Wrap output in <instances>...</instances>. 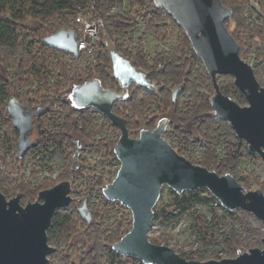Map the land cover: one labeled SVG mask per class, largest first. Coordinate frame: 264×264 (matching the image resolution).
Listing matches in <instances>:
<instances>
[{
	"label": "trees",
	"instance_id": "16d2710c",
	"mask_svg": "<svg viewBox=\"0 0 264 264\" xmlns=\"http://www.w3.org/2000/svg\"><path fill=\"white\" fill-rule=\"evenodd\" d=\"M143 1L148 2L155 13L152 16L149 15V13L143 15L146 28L151 30L155 27H159L160 25H157V23L161 22L160 17L162 14L170 19L168 25H164V23L161 24V26L163 25L170 28V30H167L164 27L165 32L163 37V45L166 46L168 50L156 53L151 62L148 61V58H146L139 49L128 51L124 49L122 45H118L117 51L122 50L125 55L129 56V61L135 67L141 66L142 69H145L146 77L149 80L154 81L153 79H157V81L161 83L159 87L160 93H156L155 90L146 85L138 84L134 79H130V81H128V85L130 84V91H128L126 98L116 100L113 103V112L123 116L126 119L127 126L135 125L140 120H145V122L147 121V123L150 124L152 120L158 117L156 110L161 111L162 107L166 108L170 103L174 102L175 118L178 121L190 120L194 122L198 130V135L191 139V135H189L188 132H184L183 130L179 131L178 126L175 125L174 128L176 131H173L176 132L175 135L178 137V142L186 147V149H192L198 145L202 148V152L198 159L186 158L208 169H213L219 174L230 172L233 169L237 170L238 162L241 157L249 159L258 158L257 153L249 151L245 140L236 136L226 120L217 118L213 115V109L210 105V97L214 93L211 78L206 72L202 61L191 47L190 41L183 28L176 23L166 10L157 8L151 0H132L131 5L134 6L143 3ZM221 1L232 10L231 18L226 19L225 23L231 20L241 28L245 21L243 13L245 12L247 0ZM82 2L89 3L91 0H0V160L2 163L0 189L4 193L14 194L15 192H21L23 197L26 198H24L25 200H33L30 199L29 196H33V193L36 191L29 182L21 179L16 173L12 174V172H9L11 174H7L5 172L4 156L10 154L12 158L17 148L16 132L12 129L10 120L5 117V102L11 95L19 97L20 101H22L27 108H30L33 102H40L42 107L48 106L50 113L47 112L49 114L47 117L49 121L46 125L48 129L47 135L45 136H47L48 139L52 138L55 142H65L67 147L73 148V143L70 139L65 137L64 134L65 131H69L72 127L73 121H70L69 117H71L72 114H76V110L68 101L62 100V103H59V101L64 93L63 88L69 80H73L71 83H77L83 80L81 76H76L75 72L77 69L72 67L71 64L72 61L77 59L83 60L84 56L82 54L74 56L69 52L54 49L42 44L41 40L44 36L56 29L72 27L69 23L72 24L70 21L71 18L73 19L75 13L74 6ZM258 2L264 9V0H259ZM262 17L264 21V16ZM107 20L117 33H122L136 26V23L131 22L129 17L112 15L108 17ZM251 28L253 33L259 35L264 31V27L255 24H253ZM231 34L239 43L238 52L240 54V42L238 37L232 32ZM260 56L264 58V52L258 54V57ZM93 69L96 71V74H89L88 78L95 74V76L100 79L103 86L121 90L118 86L116 77L111 74L107 65H96ZM218 77L220 76L217 75V80L221 92L230 96L229 92L231 91L234 94V100L243 102L244 97L234 85V82H230L229 87L222 86L219 82L220 78L218 79ZM180 86L181 89L176 99H174L173 91ZM156 94H159L158 98ZM29 96L33 98L30 100ZM46 114H44V116ZM62 114L66 115L63 116ZM88 114L90 115L91 113ZM83 118L82 121L88 122ZM90 118L93 120L95 119L94 116H91L89 117V121ZM171 121L170 119V122ZM105 123L110 122L105 119ZM49 124L52 125V129ZM99 124L101 125L102 123L99 122ZM40 129H38V133H44ZM93 136L95 137V135ZM97 136L96 144H99L98 147H100L102 152L100 156H107L108 159L116 161L113 154L116 133L100 135L98 132ZM221 144H224V148L222 153H219L217 149ZM44 146L45 145H43V148H45ZM177 152L181 153L180 150ZM66 158L67 160L63 163L62 176L59 181L67 180L66 174L68 168L75 167V162L71 159V154L67 153ZM245 183L249 186L255 184L260 186L261 189L264 188V185H260L258 178H249L247 176ZM246 190L248 189L246 188ZM203 191L204 188L202 187L184 190L180 193L172 191L170 200L163 202L162 198H159L156 203H158V208L162 209L165 216H169V214H172L174 211L184 210L190 202H197L210 198L217 201L210 192L203 194ZM37 193L35 194L37 195ZM84 200L89 208L87 199L84 198L82 202ZM101 201L103 205L111 207L117 202L108 200L102 195ZM70 203L68 206H70ZM215 207L216 206L212 208L216 209ZM217 208L221 210L222 214H232L237 220L240 228L232 225L230 229L223 232L221 236L213 237V240L224 250V254H219L216 248H211L209 254L203 255L204 260L209 258L233 257L237 254L239 249L245 250L255 247L257 243L261 242L263 236H261L259 226L253 225V215L250 212L241 208L229 210L224 208L219 202L217 203ZM60 209L67 210L68 207H59L54 212L50 225L46 230L47 239L49 240L58 230L65 231L69 222L72 220L71 214H68L66 211H60ZM153 210L154 217L157 214V209L153 208ZM193 214L197 222L203 224L205 220L204 216L199 214L196 210H193ZM222 214L219 216L220 218L223 217ZM97 215V212H93V214L91 212L92 221L88 223L78 214L81 221L88 224V226H91V223L94 221L93 218L96 219ZM100 218L101 223H103L105 216L102 217L100 215L99 219ZM122 225L121 222H117L116 229H114V225L111 226L110 229L105 227L100 230L93 229L91 230V236L95 238L94 240H97L98 243L103 240L110 241L114 239V241H116L119 239L118 231L121 229L120 226ZM241 230L244 232L245 236L242 234ZM76 245H78V243H76ZM109 253L112 257L121 258L123 256L110 248ZM178 253L185 258H192L195 257L193 254L200 253V249L187 252L178 251ZM130 257L135 258L134 256ZM94 258V264L101 263L98 257ZM140 264L144 263L141 261Z\"/></svg>",
	"mask_w": 264,
	"mask_h": 264
},
{
	"label": "water",
	"instance_id": "95a60500",
	"mask_svg": "<svg viewBox=\"0 0 264 264\" xmlns=\"http://www.w3.org/2000/svg\"><path fill=\"white\" fill-rule=\"evenodd\" d=\"M157 8L166 10L185 31L191 47L211 78L214 93L210 97L213 115L227 121L236 136L248 149L259 155L264 167V87L255 77L250 63L240 57L238 43L225 25L231 18V8L221 0H151ZM41 43L54 49L77 55L75 31L62 27L44 36ZM122 83L135 79L126 73ZM230 74L242 93L246 105H240L221 92L217 75ZM181 86L173 91L175 99ZM126 91L103 87L98 77L75 83L69 98L77 107H95L119 130L113 153L119 162L114 178L106 183L102 195L127 207L131 226L111 249L123 256H134L144 264H264V248L251 247L237 251L233 257L200 260L185 258L168 244L152 242L148 231L152 224L154 205L163 184L176 193L206 188L226 209H244L264 223V193L260 188L246 190L230 173H217L194 163L178 153L163 137L169 122L163 116L153 128H141L138 136H129L126 119L113 112L116 100L126 98ZM11 111V110H10ZM22 112L11 111L13 119ZM29 115L19 128L29 131ZM27 145L19 147L21 156ZM1 171V162H0ZM69 180L38 191V199L19 203V194L6 200L0 191V264H49L48 254L54 247L48 243L46 230L59 207L71 200ZM79 216L91 221L84 200L78 207ZM264 244V236L261 238Z\"/></svg>",
	"mask_w": 264,
	"mask_h": 264
},
{
	"label": "rangeland",
	"instance_id": "374dc122",
	"mask_svg": "<svg viewBox=\"0 0 264 264\" xmlns=\"http://www.w3.org/2000/svg\"><path fill=\"white\" fill-rule=\"evenodd\" d=\"M258 1L259 0L246 1L245 12L243 13L245 21L241 28L231 20L226 22L225 25L230 33L232 32L237 35L240 42V57L251 64L256 79L259 84L264 87V58H262V56L258 57V54L264 52V31L259 35L253 33L251 30L253 24L264 27V21L262 19V16H264V9L260 6ZM131 2L132 0H92L91 4L95 9L94 13L101 16L103 19V28L99 35L100 41L96 42V52L93 56L96 60L93 61L91 59L94 64L90 63L87 65V62L82 63V59H77L72 61L71 66L77 69L75 72L76 76H81V78L88 77L89 74L95 73L96 71H94L93 68L96 65H107L111 74L119 80L122 77L126 78V73H135V81L137 83L146 85L155 90L156 93H160L159 87L161 86V83L158 82L157 79H153L154 81L151 82H149L150 80L146 81L144 76L145 69H142L141 66L135 67L132 65L129 61V56L125 55L122 50L117 51V46L122 45V47L128 51L139 49L143 52L146 58H148V61L151 62L156 53L168 50L167 47L163 45V37L165 28L167 30H170V28L163 25L161 26V24L164 23V25H168L170 19L162 14L160 17L161 22L157 23V25L160 26L150 30L146 28L143 15L148 13L151 16L154 15L155 13L152 6L145 1L134 6L131 5ZM112 15L129 17V20L135 22L136 26L129 28L122 33H117L107 20V18ZM70 22L74 25L72 18ZM69 24L73 26L71 23ZM219 76L218 79L220 78V84L229 87L230 82L233 81L232 75L223 74ZM71 81L73 80L71 79L65 86L63 85L64 88H67V94L69 93L71 86L74 84L71 83ZM229 93L230 97L233 99V92L230 91ZM65 96L66 94L64 97ZM156 97L158 98L159 94H156ZM238 103L240 105H246L245 99L243 102L238 101ZM174 111L175 103L172 102L166 108L162 107L161 111L156 110L158 117L152 120L150 124H148L147 121L145 122V120H140L135 125L127 126L126 124L128 134L129 136L137 137L141 128H153L159 120L158 118L162 115L171 116L172 121L167 124V127L163 132V137L176 151L180 150V154L196 160L202 152V148L198 145L192 149H186V147L178 142L174 126H178L179 131L183 130L184 132H188L189 135H191V139L198 135L197 126L190 120L178 121L175 118ZM62 115L65 116L66 114ZM74 116L75 115L73 114L71 115L72 118ZM91 116H94L95 119L93 120L90 118L89 121V117ZM100 116L101 115L96 113H91L90 115L85 113L81 117H84L83 119L88 122L82 121L81 124L83 129H81L78 135L82 141V146L79 150V157H77L74 162H77L80 167L78 170L76 167L68 168L66 177L71 183V203L70 206H65L68 207L67 210L60 209V211H66L68 214H71L72 220L69 222L65 231L58 230L54 236L50 237V240L47 239L48 243L55 248L54 251L48 254L49 264H94V257L99 258L101 261L100 264H140L141 262L136 257H112L109 253V248L111 249V244L114 239L110 241L103 240L98 243V241L94 240L95 238L91 236V230L93 229L100 230L104 229L103 227L110 229L113 225L114 229H116L117 222H121L123 225L120 226L121 229L118 231L120 237L131 226V213L127 207L119 202L114 203V206L112 207L106 206L103 205L101 201V189L106 183L112 180L115 170L118 168V164L116 163L117 159L115 161L113 159H108L107 156H100L102 152L100 147H98L99 144H96V139L98 138L97 135L98 132L100 135L116 133L115 140H117L119 130L115 125L112 126L105 123V117L103 118L101 116L103 118L102 120ZM71 117H69L70 121H73ZM99 122L102 124L100 125ZM78 123H80L78 120H75V122L73 121L70 130L76 131V129H78ZM97 123L100 126H98ZM49 126L51 129L53 128L51 124H49ZM83 132L88 133L89 137L83 136ZM93 135H95V137ZM44 147L45 148L43 149L47 148V151H42L40 153L42 156L40 160L19 162L13 160V157L11 158L10 154H6L5 156L7 159H4L5 172L7 174H11L9 172H12V174L16 173L21 179L29 182L30 185L36 189L35 193L44 187L48 188L59 182L60 177L62 176L61 172L63 171L64 163L60 160V156L62 152H67L71 155L73 153V148L67 147L65 142L59 143L51 141L47 142ZM223 148L224 144L219 145L217 149L219 153H222ZM231 171L230 173L237 179L244 189H261L260 186L255 184L251 186L246 185L245 182L247 176L249 178H258L260 185H264V183H262L264 182V167L259 155L258 158L255 159L241 157L238 162L237 170L233 169ZM261 190L264 193V188ZM172 191L175 192L171 187L163 184L160 189L159 198H162L163 202L170 200L172 197ZM207 192L209 191L204 188L203 194H207ZM35 193H33V196L31 197L29 196V198L33 200L37 199ZM24 198L22 199L23 201L26 199ZM84 198L87 199L92 214L93 212H97L99 216H105L106 219L104 218L103 223H101V218L99 219L98 215L96 219L93 218L94 221L91 223V226H88V224L81 221L75 207L79 206ZM217 201L210 198L207 200L190 202L184 210L174 211L172 214H169V216H165L162 209L158 208V203H156L154 209H157V214L153 217L152 224L148 231L149 240L152 242L168 244L177 252H187L200 249V253H195L193 254L195 257H192L200 260H204L203 255L209 254L211 248H216L219 254H224V250L213 240V237L221 236L223 232L228 231L232 225L238 228H240V226L232 214L221 213V210L217 208ZM214 206H216V209L212 208ZM193 210H196L199 214L204 216L205 220L203 224L197 222ZM221 214L223 216L222 218L219 217ZM252 221L254 226H259L261 236H264V223L254 215ZM242 234L245 236L243 231ZM78 239L80 240V244L76 245ZM255 247L264 248V244L260 242L257 243ZM245 250L239 249V251Z\"/></svg>",
	"mask_w": 264,
	"mask_h": 264
},
{
	"label": "flooded vegetation",
	"instance_id": "af4514ba",
	"mask_svg": "<svg viewBox=\"0 0 264 264\" xmlns=\"http://www.w3.org/2000/svg\"><path fill=\"white\" fill-rule=\"evenodd\" d=\"M144 76L146 78V81H149V79L146 77V74ZM92 77H97V76H95V74H94ZM92 77H90V78H92ZM86 79H89V78H85L82 81H84ZM116 80L118 82V86L121 89V90H118V91H126L127 94H128V91H130V84L128 85V82L127 83H122L121 80H119L117 78H116ZM82 81H80V82H82ZM129 81H130V78H129ZM80 82H77V83H80ZM149 82H151V80ZM103 87H106V86H103ZM106 88H109V87H106ZM63 90H64V93L62 94L61 100L59 101V103H62V100L68 101L69 103H71V105L76 110V114H73V115H75L73 117V121L75 122V120H78L80 122V123L77 124L79 130L76 129V131H73V130L65 131V134H64V136L67 137L68 139H70L71 142L73 143V153L71 155V159L73 161H75V159L77 157H79V150L81 149V146H82V141H81L80 137L78 136L80 131H81V129H83L82 124H81L82 123V118H81L82 115L85 114V113H93V114L96 113L98 115H101L103 118L105 117V119H107V118H106L105 114L102 111H100L99 109H97L95 107H91V106L77 107V106H75L73 104V102L69 98V93L67 94V88H63ZM65 94H66V96L64 97ZM29 98H30V96H29ZM32 98L33 97H31L30 100ZM21 104H22V106H21ZM18 109H21L22 112H19L16 115V118L13 119V114L11 113V111L14 112V111H17ZM47 112L50 113L49 107L48 106L42 107L40 105V102H33L31 104L30 108L29 107L27 108L25 106V104L22 101H20V98L17 97V96L11 95L10 97H8L6 99V102H5V113H6V115H5V117L10 120V122L12 123L11 127L16 132L17 148H16V153L13 154V156H12L13 160H17L19 162H22V161L23 162H29V161H33V160H40V158L42 157L40 155V153L42 151H46V149H47L46 148V149L43 150V145H45L47 142H51V141L54 142L52 138L48 139L47 136H45V135H47V129H48V127L46 125H47V123L49 121L47 119V117L49 116V114ZM44 114H46V115L44 116ZM28 115L30 117L31 125L29 127V131H24L23 132L19 128V125L21 123L25 125V119L27 118ZM102 117H101V119H103ZM161 117H163V115ZM161 117H159L158 119H160ZM166 117H168L169 122H170L171 116H166ZM109 122L110 123H107V124H110V125L114 126V124L111 121H109ZM38 129L42 130V132H44V133H42V134L38 133ZM83 133H84L83 136H88L89 137L88 133H86V132H83ZM43 135H44V137H43ZM64 141H66V140H64ZM4 145H7V144H4ZM22 145H27V148L24 151V153L21 156H19L18 155L19 147L22 146ZM66 154H67V152H65V153L62 152V154L60 156V160L62 162H65L67 160ZM4 159H7L6 156L4 157ZM0 162H1V160H0ZM4 162H5V160H4ZM75 167L78 170L80 165L77 164V162H75ZM1 170H2V163H1ZM0 191L2 192V194L4 195L6 200L14 197L16 194H19V203L21 205H24L28 201L32 202V200L23 201L22 199L24 197H23V194L21 192H15L14 194H10V193H4L1 189H0ZM37 199H38V196H37ZM37 199H35V200H37ZM35 200H33V201H35ZM77 207H76V210H77ZM77 212H78V210H77ZM78 214H79V212H78ZM91 221H92V218H91ZM79 244H80V240L78 239V245Z\"/></svg>",
	"mask_w": 264,
	"mask_h": 264
},
{
	"label": "built area",
	"instance_id": "2783aa9c",
	"mask_svg": "<svg viewBox=\"0 0 264 264\" xmlns=\"http://www.w3.org/2000/svg\"><path fill=\"white\" fill-rule=\"evenodd\" d=\"M91 3L92 0L89 3L82 2L75 4V13L73 15L74 25L70 27L75 31L77 55L82 54L84 56L82 63L87 62V65L90 63L94 64L91 59L93 61L96 60L95 57H93L96 52V42L100 41L99 35L103 28V19L101 16L94 13L95 9ZM116 163L118 164L117 167H119L118 160ZM117 169L115 170V174Z\"/></svg>",
	"mask_w": 264,
	"mask_h": 264
},
{
	"label": "crops",
	"instance_id": "0c3cea01",
	"mask_svg": "<svg viewBox=\"0 0 264 264\" xmlns=\"http://www.w3.org/2000/svg\"><path fill=\"white\" fill-rule=\"evenodd\" d=\"M124 78V77H123ZM128 78V77H127Z\"/></svg>",
	"mask_w": 264,
	"mask_h": 264
}]
</instances>
